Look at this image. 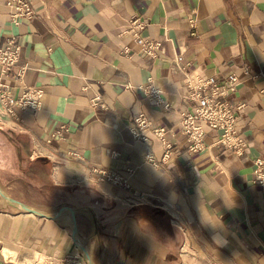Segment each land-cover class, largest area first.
<instances>
[{"label": "crops", "instance_id": "crops-1", "mask_svg": "<svg viewBox=\"0 0 264 264\" xmlns=\"http://www.w3.org/2000/svg\"><path fill=\"white\" fill-rule=\"evenodd\" d=\"M31 1L35 16L15 23L0 0V44L14 36L28 66L22 79L12 72V91L44 89L39 111H0V264H264V193L251 181L264 157V79L253 77L264 72V0ZM136 18L163 41L157 56L128 31ZM231 71L243 79L229 99L245 103L247 150H226L209 130L191 151L179 130L188 78ZM141 112L152 126L138 125ZM61 124L69 131L48 142ZM94 167L131 186L97 182Z\"/></svg>", "mask_w": 264, "mask_h": 264}, {"label": "built area", "instance_id": "built-area-1", "mask_svg": "<svg viewBox=\"0 0 264 264\" xmlns=\"http://www.w3.org/2000/svg\"><path fill=\"white\" fill-rule=\"evenodd\" d=\"M6 4L12 6L10 10L12 20L18 23L21 18H32L36 10L31 0H6ZM148 22L140 18L132 20L128 31L135 37L137 43L141 46L144 53L150 56H157L163 48V41L151 37H144L140 31L147 26ZM127 51L129 49H126ZM21 46L17 43L16 38L11 36L7 42L0 44V111L12 115L16 120L21 116L18 112L29 110L32 112L39 111L43 106L44 89L40 86L26 85L19 95H15L9 79L12 72L15 71V78H23L27 69V64H20ZM182 55L177 56L181 62ZM262 76L264 72L253 74V77ZM243 82L241 76L231 71L225 76L215 74H199L194 78H188L189 91L184 96L190 101L181 109V120L179 130L187 136L189 149L199 151L207 146L206 136L209 130L217 132V142L224 145L226 150L242 155L246 152L248 142L246 135L239 127V116L243 113L245 103L242 101H232L229 95L238 90ZM152 102H162L159 90L152 85L144 87ZM264 93V88L261 90ZM99 97L93 100L94 104L99 103ZM169 107L170 104H165ZM136 121L140 127L152 126L144 112H141ZM154 132L164 138L168 129L165 126H154ZM69 131L66 124H61L53 131L49 132L46 140L51 142L54 138H63L64 134ZM172 143L165 141V151L163 160H169L171 156L170 149ZM75 158L77 154L73 153ZM147 159L158 164L151 154H147ZM255 169L252 182L259 184L261 192L264 193V157L260 156L255 160ZM129 174L132 168H128ZM97 182L108 181L113 184H122L130 187L129 175H125L118 170L106 167L92 168ZM183 252H186L183 249ZM40 264H87L85 260L75 255L56 257L47 255L39 261Z\"/></svg>", "mask_w": 264, "mask_h": 264}, {"label": "water", "instance_id": "water-1", "mask_svg": "<svg viewBox=\"0 0 264 264\" xmlns=\"http://www.w3.org/2000/svg\"><path fill=\"white\" fill-rule=\"evenodd\" d=\"M87 262H88V264H92L90 260H89V261H87Z\"/></svg>", "mask_w": 264, "mask_h": 264}, {"label": "bare ground", "instance_id": "bare-ground-1", "mask_svg": "<svg viewBox=\"0 0 264 264\" xmlns=\"http://www.w3.org/2000/svg\"><path fill=\"white\" fill-rule=\"evenodd\" d=\"M88 264V263H87Z\"/></svg>", "mask_w": 264, "mask_h": 264}, {"label": "rangeland", "instance_id": "rangeland-1", "mask_svg": "<svg viewBox=\"0 0 264 264\" xmlns=\"http://www.w3.org/2000/svg\"><path fill=\"white\" fill-rule=\"evenodd\" d=\"M87 262V261H86Z\"/></svg>", "mask_w": 264, "mask_h": 264}]
</instances>
